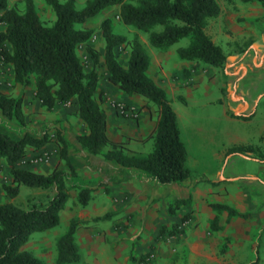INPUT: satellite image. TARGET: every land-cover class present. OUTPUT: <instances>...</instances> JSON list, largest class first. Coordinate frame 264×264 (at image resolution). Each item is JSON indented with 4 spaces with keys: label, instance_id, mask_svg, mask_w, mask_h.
<instances>
[{
    "label": "trees",
    "instance_id": "1",
    "mask_svg": "<svg viewBox=\"0 0 264 264\" xmlns=\"http://www.w3.org/2000/svg\"><path fill=\"white\" fill-rule=\"evenodd\" d=\"M44 1L56 13L51 26L42 21L35 0H25L22 12L10 7L9 0H0V22L5 24V29L0 31V60L3 66L13 70L14 82L22 86L34 84L36 96L48 110H53L58 104L74 103L77 115L86 125V131L79 133L77 138L89 152L126 167H135L162 185L192 177L186 164L188 152L181 138L177 113L167 91L148 74L152 57L143 42L138 36L128 38L116 33L110 18L102 22L107 80L123 93L145 97L157 105L159 118L153 132L154 147L148 154L134 152L125 141H116L109 136L108 114L102 106L104 92L99 90L97 65L100 53L89 43L93 29L78 28L76 24L85 23L110 5H121L119 16L122 21L148 33V40L154 47L167 50L181 39L190 37L187 46L177 48L180 59L224 67L228 56L206 31L208 20L221 13L218 0H88L81 9L76 7L75 0ZM258 1L264 5V0ZM159 26L162 28L157 29ZM84 44L93 61L91 70H86L79 57ZM122 44L131 47L126 65L116 56V49ZM0 111L8 119L17 118L25 123L21 99L10 92L0 91ZM51 142L57 144L59 156L70 167V173L60 165L47 174L19 166L30 147L40 149ZM256 149L253 145L234 146L228 154H248ZM2 159L10 167L12 176L10 182L2 185L9 197H16L22 185L51 189L52 192L47 195L46 203L38 200L29 208L10 201L0 202V264H47L31 251L24 250L23 246L32 233L56 227L61 222V212L70 198L68 176L76 174L68 153V141L58 129L54 137L45 132L40 137L26 133L22 138H15L0 125ZM90 191V188L81 189L78 198L83 205L88 204ZM187 201L176 200V207ZM212 205L218 210H228L230 214L238 213L227 204ZM173 211L174 207H170V212ZM110 215L106 213L95 220L109 218ZM82 223L83 220L73 218L66 232L59 237L56 264L82 260L76 241V233ZM170 233L176 234L178 230ZM249 264H260V258L256 257Z\"/></svg>",
    "mask_w": 264,
    "mask_h": 264
},
{
    "label": "crops",
    "instance_id": "2",
    "mask_svg": "<svg viewBox=\"0 0 264 264\" xmlns=\"http://www.w3.org/2000/svg\"><path fill=\"white\" fill-rule=\"evenodd\" d=\"M218 2L221 6V13L208 20L206 31L217 44L219 41H224L228 47H233L230 50L223 48L228 56L223 68L218 67L219 70L212 73L210 66L199 65L196 67L195 61L175 58V50L172 47L167 50H158L149 46L148 42L143 43L152 57L148 74L167 91L172 100L179 99L186 106L179 110L173 108L177 113L181 138L188 152L187 166L194 164L190 152H192L194 143H197L200 147L208 149L215 148V145L219 146L212 150L215 161L219 163L218 167L213 168L205 164L202 169L195 172L189 167L192 177L182 182L159 184L146 177L135 167H126L115 161L106 160L100 155L84 149L77 135L86 130V125L76 114L75 104L70 102L58 104L53 110H46L36 96L35 87L30 85L22 86L23 88L13 94L16 98L21 99L25 123L22 124L17 118L8 119L0 111L2 129L15 138H22L26 133L40 137L45 132H50V127H57L68 141L69 157L76 169L74 179L70 183L90 189L100 187L99 195L96 196L94 193L92 197H97V203L103 210L113 207L111 211H115L117 216H112L114 218L112 221L130 219L140 222L142 220V223H146V221L162 223L170 203L178 199L191 201L198 196L205 201L206 188L205 191H200L198 186L200 183H197L198 181L194 177L197 172L200 174L210 172L213 175V180L220 185L223 182H236L240 177L232 175L227 178L226 166L223 168L222 165L232 155L228 154V150L241 145L264 148V15L262 14L264 7L262 9L260 2H253L252 5L244 2L236 5H224L222 1L218 0ZM236 14L242 16L237 17ZM240 17L244 19L240 20ZM245 18H252V20L246 22ZM11 71L13 75V70L11 69ZM107 75L108 73H106ZM2 79L4 76L0 75V91L9 92ZM206 82L217 83L215 86L218 89L216 97H212V87ZM13 83L15 84V82ZM110 85L109 81H104L102 87L107 89ZM18 91L20 92L18 93ZM119 96L118 99L128 105L127 113L132 110L136 111L138 121L137 119L125 121L113 109L106 108L108 133L114 140L126 138L128 147L132 151L144 153L142 151L144 150L143 140L154 126V121L150 119V111L144 107L146 101L139 95L130 96L123 92H120ZM216 102L218 104H215ZM171 104L173 103L171 102ZM58 109H65V112L69 113L60 111V113H55ZM215 110L219 114L214 115ZM218 118L221 120L213 122ZM223 121L226 123L224 124ZM114 122L125 126L124 128L118 126L117 132L113 133ZM48 148V145L40 149L30 147L28 155L20 161L19 166L35 171L40 166L51 167L50 162L34 164L29 161L34 153L47 152ZM202 151L207 152L206 149ZM233 154L238 155L237 153ZM53 161L52 167L48 168L46 173H49L57 165L63 167V160L60 158L59 152ZM199 161L205 162L203 159ZM0 164H3L5 168L8 167L4 159L0 160ZM10 177L12 179L11 173ZM252 177V180L247 181L249 186L258 188L260 191L261 184H257L259 178ZM106 189L112 194L110 204H107V200L101 196L103 190ZM222 189L224 190H219L221 194L229 193V191H225L226 187ZM227 197L229 196L227 195ZM247 197H245V201H247ZM251 199L254 200V197ZM143 200H147L148 203L145 205L148 206L144 210L145 216H133L136 210H143L142 205L137 206L138 202ZM163 205H166V209L165 207L163 209ZM206 209L208 216H217L211 210L209 203H206ZM100 216L103 215L94 217ZM130 229L112 227L106 231L97 230L90 234L82 232L83 236L80 231H77L76 241L80 250L83 248L86 255L89 256L87 259L85 257L89 264H118L117 252L123 254L120 251L121 248L123 250L126 247L131 248L134 239L145 234L143 229H140L137 234L131 232L132 229ZM123 237L127 238L123 239ZM95 238H98L97 241H94ZM189 244L192 248L197 246V244L191 245V242ZM224 259L223 257L218 261L224 262ZM125 261H129V256H126Z\"/></svg>",
    "mask_w": 264,
    "mask_h": 264
},
{
    "label": "rangeland",
    "instance_id": "3",
    "mask_svg": "<svg viewBox=\"0 0 264 264\" xmlns=\"http://www.w3.org/2000/svg\"><path fill=\"white\" fill-rule=\"evenodd\" d=\"M87 1L88 0H75L76 7L79 9L83 8L86 5ZM220 1H222L224 5H236L240 2L252 5L253 2H259L258 0ZM35 2L37 5L38 13L44 24L48 26L53 25L56 20V13L53 8L44 0H35ZM259 4L263 9L264 5L261 2ZM9 5L10 7H16L20 12H22L25 8V0H9ZM120 8L121 5H110L96 15L88 18L85 23L76 24V27L93 29V35L89 40V43L93 45L100 53V60L97 65V69L100 73L99 90H102L104 92V101L102 102L103 108L105 110L106 108L113 109L125 121H128L129 119H137L138 121V116H136L135 110H132L129 113H124L123 111L118 109L119 103H122L127 107L128 105L118 99V97H120L119 93L122 91L117 85H114L110 82L111 85L107 89L102 87L104 81H108L106 76L107 69L104 63L105 40L102 35V22L106 18H110L112 21L113 30L116 33L122 34L128 38L138 36L143 43L148 42L149 46H152L155 49L158 48L151 45L148 40V33H144L130 25H127L122 21L119 16ZM262 14L264 15V12ZM236 16L238 17L242 15L236 14ZM243 19L244 18L240 17V20ZM253 19L260 20L256 18ZM250 20H252V18H245L244 21L248 22ZM161 28V26L157 27V29ZM3 29H5V24L0 22V31ZM189 43L190 37H185L181 39L179 43L172 46L173 50H175V58H179L177 48L179 46H187ZM218 44H220L225 50H230L233 48L228 47V44L224 41H219ZM130 48L131 47L129 45L122 44L116 49V56L118 60L124 65L127 64V61L129 59ZM79 57L81 58L86 70H91L93 67V61L86 51V44L81 46L79 50ZM195 62L196 67L199 65H203L204 67L210 66L212 73L215 72V70H219L218 67L206 65L200 61ZM11 73V68L8 66H3L0 60V75L4 76V79H2V81L7 86L6 89L11 94H14L17 92V90H20L23 87L21 84L13 83V75ZM206 84L212 87V97H216L218 94V89L215 87L217 83L213 84L211 82H206ZM30 86L35 87L34 84H31ZM19 92L20 91H18V93ZM168 96L170 101L173 103L172 105L174 108L179 110L186 107L179 99L172 100L170 95ZM97 98L98 100L100 98L99 92L97 94ZM141 98L146 101L144 107L148 108V110L150 111V119L154 121L152 131L147 134L146 138L143 140L144 150L142 151H144V154H148L153 150L154 147L155 133L153 132L156 129L159 113L157 111L158 109L155 103L149 101L145 97L141 96ZM215 104H218V102H216ZM44 108L48 110L46 107ZM59 111L63 113H69L68 111L65 112V109H58L55 113H60ZM217 114H219V112L215 110L214 115ZM220 120L221 119L218 118L213 122ZM223 122L224 124L226 123L225 121ZM118 126L124 128L125 125H118L114 122L112 125L113 133L117 132V130L119 129ZM49 130L50 132L48 133L54 137L57 127L52 126L49 128ZM85 131L86 130H83L82 132ZM125 139L123 138L122 140L116 141H125L128 146V142ZM48 146L49 148L47 149V152L49 154V159L39 163L46 164L50 162V165L52 167L54 157L58 153V147L55 142L54 144L53 142L49 143ZM214 147L215 148L211 149L202 148L197 143H194L192 152H190V154L192 153L191 159L194 160V164L189 165L192 171L195 172L202 169L205 164L213 168L219 166V163L215 161L212 154V150L219 148V146L215 145ZM256 148V150L248 154H232L222 164L223 168L226 166L225 168L227 170L225 174L227 178L231 177L232 175L240 177L237 178L239 180L236 182H223L220 185V183L213 180V175L210 172L207 171L206 173L201 174L197 172L194 177L198 181L197 183H200L198 185L201 189L200 191H205L204 189L206 188V200L204 201L198 196V198H193L191 199V201L187 199L188 201L186 203H182L179 207H176L175 202L170 203L167 207L168 209L166 216L161 214V216H164L165 219L162 223H152V221H146V223H142V220L140 222L130 219L118 222L112 221L114 219L112 218V216H117V213L115 211H111L113 207L111 209L106 208V210H103V208L99 207V203H97V197H92V194L94 193L96 194V196L99 195L98 192H101L100 187L91 189L89 202L87 205H83L79 201L78 195L81 189L85 187L72 185L70 181L74 179V175L70 174L68 176V184L69 186H71L69 188L70 198L65 208L61 212V222L56 227L47 229L45 231H37L32 233L30 240L26 245L23 246V249L31 251L36 256L44 260L47 264H56L58 253V239L63 233L66 232L70 221L73 218H79L83 220L81 227L78 229L81 235L82 232L90 234L96 232L97 230L106 231L112 227H118V229L124 227L126 230L131 228V232H136L135 234H137L140 229H143L142 231L145 234L139 236L138 238H136V240L134 239L132 244L133 248L126 247L124 250L123 248H121L120 251H122L123 254L117 252V256L119 259L118 264H249L250 262L255 260L256 257L260 258V264H264V148ZM205 149L207 150L206 153L202 151ZM38 154L39 153H34L32 156ZM246 157H249L250 159H247ZM201 159L205 160V162H198V160ZM51 167L40 166L36 168V170L46 173V170H48V168L50 169ZM63 167L70 173V167L67 166L64 160ZM10 173L11 172L9 166L5 168L3 164H0V202L10 201L16 205L24 206L25 208H29L33 202H36L38 200L45 203L47 202V195L52 192L51 189L22 185L21 191L16 197L11 198L6 195L2 189V185L3 183L9 182L11 180ZM252 176H257L259 178V182H257V184H261L260 191L258 190V188L255 189L254 187L249 186L247 181L252 180ZM225 187V191H229L228 194L225 193L226 195H224L223 193L221 194V192L219 191L224 190L222 188ZM103 191L104 192L103 194L101 193V196H103V198L107 200V204H110V197H112V194L109 193L108 189ZM227 195L229 197H227ZM246 196H248L247 201H245ZM252 197H254V200L251 199ZM138 203L139 204H137V206L142 205L143 210H136V213L135 215L133 214V216H145L144 210L145 207L146 209L148 207L145 206L148 204L147 200H143ZM206 203L210 204V207L212 208L211 210L214 211L217 216L207 215L208 213L206 209ZM215 203L230 205L236 211H238V213L230 214L228 210L215 209L212 205ZM164 207L166 209V205H163V209ZM170 207H174L173 212H170ZM106 213H110L111 217L95 220L94 216L104 215ZM72 216L75 217L72 218ZM173 230H178V233L171 234L170 232ZM162 231L164 233H162ZM124 238L126 239L127 237H123V239ZM96 239L98 238H95L94 241H97ZM188 242H191V245L197 244V246L192 248ZM80 253L81 257L83 255V258L80 262H71L66 264L85 263L86 259L89 258V256L86 255L83 248H81ZM143 255H146V257L142 258ZM126 256H129L128 262L125 261ZM223 257L225 258L224 262H219L218 259H222Z\"/></svg>",
    "mask_w": 264,
    "mask_h": 264
},
{
    "label": "built area",
    "instance_id": "4",
    "mask_svg": "<svg viewBox=\"0 0 264 264\" xmlns=\"http://www.w3.org/2000/svg\"><path fill=\"white\" fill-rule=\"evenodd\" d=\"M125 107L126 106L124 104H122V103L118 104V109L123 111L124 113L125 112L127 113L128 109L126 110ZM48 159H49L48 152H41L38 155L31 156L29 158V161L32 162V163H39V162H42V161H45V160H48Z\"/></svg>",
    "mask_w": 264,
    "mask_h": 264
}]
</instances>
